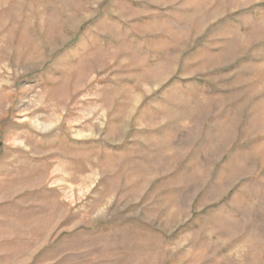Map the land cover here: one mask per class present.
Segmentation results:
<instances>
[{
  "label": "rangeland",
  "instance_id": "374dc122",
  "mask_svg": "<svg viewBox=\"0 0 264 264\" xmlns=\"http://www.w3.org/2000/svg\"><path fill=\"white\" fill-rule=\"evenodd\" d=\"M0 264H264V0H0Z\"/></svg>",
  "mask_w": 264,
  "mask_h": 264
}]
</instances>
